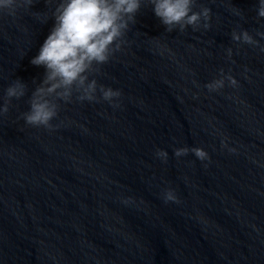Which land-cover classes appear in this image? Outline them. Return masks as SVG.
I'll return each instance as SVG.
<instances>
[{
  "label": "water",
  "instance_id": "95a60500",
  "mask_svg": "<svg viewBox=\"0 0 264 264\" xmlns=\"http://www.w3.org/2000/svg\"><path fill=\"white\" fill-rule=\"evenodd\" d=\"M258 0H195L209 27L168 32L143 0L120 51L89 73L113 102L55 96L26 124L31 60L56 0L0 12V264H264V18ZM247 31L254 44L233 41ZM229 49L231 56L228 55ZM225 79V87H206ZM20 99L6 96L16 83ZM118 105V106H113ZM199 148L207 160L189 151ZM166 151L167 156H158ZM168 191L175 200L167 201ZM178 201V202H177Z\"/></svg>",
  "mask_w": 264,
  "mask_h": 264
},
{
  "label": "clouds",
  "instance_id": "9594fccd",
  "mask_svg": "<svg viewBox=\"0 0 264 264\" xmlns=\"http://www.w3.org/2000/svg\"><path fill=\"white\" fill-rule=\"evenodd\" d=\"M52 0H49V4ZM153 12L166 26L168 32L179 29L181 32L191 27L198 29L202 21L208 28L210 9L194 11L195 0H149ZM34 0H0V12L15 15L17 8L30 9ZM143 0H56L52 13L54 26L31 63L45 69V79L34 93L30 109L23 115L26 124L51 130V122L57 116L58 106L49 97L55 96L65 103L71 101L73 89L79 92L81 102H94L97 92L102 99L113 102L120 97L118 90L98 85L90 79L89 73L99 65L106 64L110 56L120 51L123 38L131 24L135 23L136 14L142 7ZM258 18H264V0H258L256 9ZM233 41L244 44L256 43L253 37L242 31L233 33ZM229 49L228 55L231 56ZM225 79L232 86L237 85L233 78L226 77L209 83L210 92L225 87ZM25 94L24 85L16 83L6 90V96L20 99ZM118 106V105H113ZM7 104L0 108V113H7ZM189 151L199 160H207L204 150L199 148H181L175 155L180 157ZM158 156H167L166 151H158ZM167 201H174V192L168 191ZM176 201V200H175ZM178 202V201H177Z\"/></svg>",
  "mask_w": 264,
  "mask_h": 264
}]
</instances>
